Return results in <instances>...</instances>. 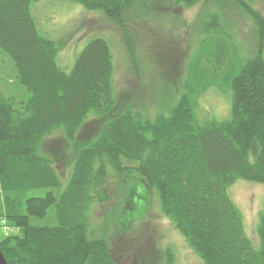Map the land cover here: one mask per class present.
<instances>
[{"label": "trees", "instance_id": "obj_1", "mask_svg": "<svg viewBox=\"0 0 264 264\" xmlns=\"http://www.w3.org/2000/svg\"><path fill=\"white\" fill-rule=\"evenodd\" d=\"M32 1L0 0V49L30 94L16 101L0 91V250L6 264H117L105 238L88 237L89 208L110 200L111 174L120 183L125 177L143 182L203 264H264V202L255 249L227 195L238 179L264 184V19L252 0H230L252 22L250 56L242 57L215 16L199 17L201 39L179 98L153 120L129 106L114 110V68L105 40H90L71 70L63 71L55 43L36 28ZM73 1L112 22L136 66V44L145 43L154 1ZM209 87L231 92L227 119L197 121L198 99ZM91 114L105 119L78 148L62 187L55 161L41 147L55 131L75 144ZM41 189L42 197L30 194ZM50 207L56 225L30 224Z\"/></svg>", "mask_w": 264, "mask_h": 264}, {"label": "rangeland", "instance_id": "obj_2", "mask_svg": "<svg viewBox=\"0 0 264 264\" xmlns=\"http://www.w3.org/2000/svg\"><path fill=\"white\" fill-rule=\"evenodd\" d=\"M153 1L155 15L146 24L145 43L143 38L136 44L139 51L136 66L116 28L103 13L87 10L73 0H35L30 9L39 34L55 43L56 63L65 72L71 70L75 58L90 40H105L114 68V110L129 106L153 120L157 114L166 113L179 98L189 61L201 39L196 30L199 17L206 20L215 16L233 34L244 58L250 56L255 41L250 18L230 0H199L191 7H174L172 0ZM250 5L264 19V0H252ZM0 91L16 101H25L30 96L16 79L13 61L1 49ZM230 107V91L209 87L198 99L197 121L225 120ZM104 119L91 114L75 144L67 143L59 131L44 140L41 152L55 161L62 187L68 181L78 148L97 133ZM107 186L110 200L89 208L88 237L105 238L117 264H203L163 214L157 196L147 192L143 182L125 177L120 183L111 174ZM45 192L41 189L30 194L42 197ZM227 195L242 217L252 247L259 248L257 226L264 202V184L238 179L228 187ZM1 205L0 197V209ZM126 221L131 222L126 226L119 224ZM30 224L56 225L54 207L47 210L44 218H31Z\"/></svg>", "mask_w": 264, "mask_h": 264}, {"label": "water", "instance_id": "obj_3", "mask_svg": "<svg viewBox=\"0 0 264 264\" xmlns=\"http://www.w3.org/2000/svg\"><path fill=\"white\" fill-rule=\"evenodd\" d=\"M0 264H6V261H5L3 255H2L1 250H0Z\"/></svg>", "mask_w": 264, "mask_h": 264}, {"label": "built area", "instance_id": "obj_4", "mask_svg": "<svg viewBox=\"0 0 264 264\" xmlns=\"http://www.w3.org/2000/svg\"><path fill=\"white\" fill-rule=\"evenodd\" d=\"M5 231V233H7L8 232V230L6 229V230H4Z\"/></svg>", "mask_w": 264, "mask_h": 264}]
</instances>
